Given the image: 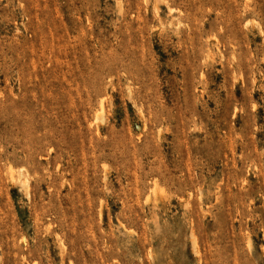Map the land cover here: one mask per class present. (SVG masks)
<instances>
[{"label": "rangeland", "instance_id": "rangeland-1", "mask_svg": "<svg viewBox=\"0 0 264 264\" xmlns=\"http://www.w3.org/2000/svg\"><path fill=\"white\" fill-rule=\"evenodd\" d=\"M0 264H264V0H0Z\"/></svg>", "mask_w": 264, "mask_h": 264}]
</instances>
